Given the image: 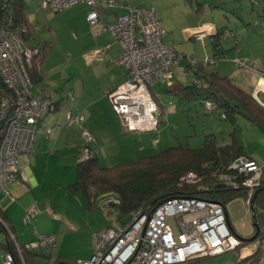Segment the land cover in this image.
<instances>
[{
    "label": "rangeland",
    "instance_id": "374dc122",
    "mask_svg": "<svg viewBox=\"0 0 264 264\" xmlns=\"http://www.w3.org/2000/svg\"><path fill=\"white\" fill-rule=\"evenodd\" d=\"M131 1L129 0V3L133 6ZM151 2L153 3L149 5V8L154 9L157 18L163 22V27L167 32L165 44L176 49L182 56H188V59H183L175 70L177 81L184 85H192L196 78L195 72L193 69L186 72L185 66L189 62L198 61L205 62L203 68L208 72L215 70L220 76L229 78L237 76L234 81L235 86L245 93L254 87L255 81L250 82L246 75L241 74V71L256 68L264 72V0H155ZM25 3L24 11L32 27L36 29L35 33L39 36L38 41H46L53 45V50L44 65V72L47 76L51 75L53 80L51 81L52 86L46 85L48 80L45 78V82L38 85L36 89L40 90L43 84L53 92V86H57L60 95L64 97V104L57 114L54 112L49 114L47 119L41 123L43 128L49 125L54 133L49 136L51 141L49 148L46 146L47 137L44 133L46 129L40 130L39 135L37 134L39 137L44 134L42 148L37 147V150H43L45 155L43 162H35V152L29 157L28 168L37 167L35 173L40 185L30 187L31 191L26 193L23 191L20 198H25L21 202L24 210L33 208L36 212L31 224H24L22 219L16 224L17 227L13 228L20 245L29 243L31 239L35 243L39 242L40 237L53 236L55 238L54 252L40 249L33 252L39 255L43 253L46 256L54 253L61 263L66 264L88 261L93 256L94 236L101 235L105 231L108 222L113 221L114 214L106 208L89 211L83 196L73 193L68 187L76 181V166L81 161L86 146L98 151L102 157L99 161L100 165L107 168L117 164H130L140 157L152 156L179 145L200 148L209 133L217 134L218 142L224 145L228 142V138L224 140L223 137L235 134L243 145L245 154L257 155L261 165L264 166L263 124H254L242 114L237 116L235 124L231 121H222L217 111L209 112L201 104L195 107L194 101L186 102L176 96L163 94L162 89L158 91L162 96L160 99L156 97L154 91H151L159 110V126L154 131L133 132L137 137L136 140L140 141V145L136 144L131 153L125 152L123 147L120 148L122 145L114 140H107L105 143H103L104 139L97 140L88 129L90 127L86 123L87 114L83 113L86 109L79 114L82 120L84 119V123L66 125L67 111L73 108L71 111L75 112L77 109L71 92L74 81L81 85L85 82L87 86L95 83L82 65L81 58L93 45L94 32H97V29L89 25L90 23L84 24L79 4L63 12L54 13L40 10L39 0H25ZM216 12V15H212ZM209 26L214 28L212 33L214 35L206 32ZM193 27L207 28L189 32V29ZM187 33L196 35L193 40L189 41L186 37L189 35ZM215 38L222 40L221 45L214 44ZM114 41L116 42L115 39ZM236 59L246 62L247 68L241 69ZM34 63L39 65V59H35ZM194 67H200V65L197 64ZM255 101L264 108V93L256 97ZM195 108H198L199 114ZM112 109L117 114L113 106ZM82 126L85 128L82 129ZM64 129L69 134L79 132L77 135L74 134L77 140L65 138L61 134L56 141L55 133L57 130ZM84 130L90 133L94 142H89L83 137ZM106 132L109 131L106 130ZM79 137L84 138V141L81 139L84 142L82 148L79 144L73 143L74 140L77 142ZM109 138L108 136L107 139ZM80 150H82L81 154H79ZM20 164L21 166L26 164L24 157L20 159ZM198 181H200L199 177H197ZM9 187L10 184L7 185V189ZM111 198L116 202L120 201L115 195ZM227 211L236 235L241 239L251 240L255 236V219L246 199L242 197L232 201L227 205ZM258 214L263 223L264 210ZM130 217L131 215L125 219L127 223L131 220ZM0 243L5 245V235L1 233ZM261 244L263 250L258 247L259 251L262 250L264 258V240ZM2 255L3 251L0 246V264L3 262ZM239 255L238 251H231L220 256L199 260L193 264H239ZM46 256H38L35 263L53 264Z\"/></svg>",
    "mask_w": 264,
    "mask_h": 264
},
{
    "label": "built area",
    "instance_id": "2783aa9c",
    "mask_svg": "<svg viewBox=\"0 0 264 264\" xmlns=\"http://www.w3.org/2000/svg\"><path fill=\"white\" fill-rule=\"evenodd\" d=\"M6 1L0 0V11L7 8ZM79 3L90 7V25H100L102 33L109 32L121 47V55L113 63L126 69L128 79L108 97L124 128L128 132L156 130L159 110L151 91L156 92L160 86L172 87L175 70L186 59L185 56L165 44L167 33L154 9L133 7L129 0H40L38 8L60 13ZM99 8L118 10L121 14L114 24L106 25ZM30 30L27 26H15L13 19H5L0 12V195H9L8 184L19 186L25 192L30 190L26 173L29 157L35 152L41 123L56 110L49 96L37 97L33 91L30 67L39 50L32 48L27 38ZM208 31L212 34L214 28ZM235 61L241 68H247L246 62ZM203 63L188 64L204 67ZM155 94L161 98L160 94ZM204 106L209 112L217 107L210 101H205ZM83 120L82 116L67 114L69 126L81 125ZM51 133L49 128L47 134ZM83 137L94 142L87 130L83 131ZM22 157L26 159L24 166L20 164ZM91 157L92 151L86 146L81 161ZM197 177L191 172L183 181L189 185L196 184ZM263 177L264 167L254 159L242 156L227 168V173L220 180L225 187H245L247 205L251 207L255 190ZM117 203L111 197L102 203V209H109L114 218L101 235L94 236L95 251L91 259L68 264H193L238 250L239 258L243 260L253 256L261 246L260 241L243 245L245 243L228 227L226 208L216 201L177 197L154 209L142 206L131 214L128 223L126 220L120 222L113 207ZM35 215L33 208L27 209L23 223L31 224ZM2 225L13 242L2 264H27L24 251L40 249L54 252L53 236L40 237L39 242L26 245L24 250L17 236L0 217ZM46 257L53 264H64L54 253ZM263 262L264 258L257 264Z\"/></svg>",
    "mask_w": 264,
    "mask_h": 264
},
{
    "label": "trees",
    "instance_id": "16d2710c",
    "mask_svg": "<svg viewBox=\"0 0 264 264\" xmlns=\"http://www.w3.org/2000/svg\"><path fill=\"white\" fill-rule=\"evenodd\" d=\"M6 3L7 8L4 10L1 8L0 11L2 16L5 19L6 17L13 19L15 26H27L31 29L32 25L29 24L24 11L25 0H7ZM31 33L32 30L29 32L28 40L31 39ZM214 41L218 42L219 40ZM52 46L47 42L42 47L32 45V48L39 50L38 56L35 57V59H39V65L34 63V59L30 68L32 81L36 85L42 83L43 63L50 54ZM185 58L188 59L186 56ZM191 69L196 75L195 82L187 87L179 85L175 87L173 84L172 87L167 88L170 95L175 96L181 93L180 95H183L186 100L198 99L197 101H200L205 109L204 102L210 101L217 106L215 111L218 112L222 121H231L235 124L237 116L242 114L254 124L264 125V108L255 101L251 91L248 90L245 93L235 86L233 80L220 76L215 70L208 72L202 66L195 68L187 64L186 71ZM54 105L56 109L57 105L55 103ZM226 138H228V142L221 145L220 141L218 142V135L209 133L200 148L179 145L167 148L152 156L140 157L135 163L116 165L110 168L102 167L99 159L93 154L88 160L77 163L76 181L69 188L73 193L83 196L89 211L102 209V203L106 198L117 196L120 201L113 207L119 215L120 222L123 223L127 217L142 206L154 209L177 197L212 200L227 208L229 203L238 198L243 197L247 201L248 192L242 185L239 188L222 185L223 182L220 178L227 173L230 164L239 157L247 156L243 145L235 134L223 137L224 140ZM191 172L196 173L200 181L189 185L183 181V178ZM237 181L241 183V180ZM251 209L254 214V222H257L261 229L257 239L263 242L264 226L262 227V225L264 222L260 221L258 213L264 210V177L261 178L255 190ZM0 217L13 231L14 229L8 225L1 209ZM0 233L5 235L4 247L11 248L13 242L9 238L8 230L3 225L0 226ZM25 246L21 245L23 249ZM260 249L263 250L262 244ZM262 250L241 260L239 264H257L263 259ZM35 255V252L25 251L26 263L30 259L34 260ZM41 255L44 256V254ZM58 261L60 260L58 259Z\"/></svg>",
    "mask_w": 264,
    "mask_h": 264
},
{
    "label": "crops",
    "instance_id": "0c3cea01",
    "mask_svg": "<svg viewBox=\"0 0 264 264\" xmlns=\"http://www.w3.org/2000/svg\"><path fill=\"white\" fill-rule=\"evenodd\" d=\"M99 1L103 2V1H111V0H99ZM114 1H117V0H114ZM151 1H155V0H134L131 2L137 8L138 7L149 8V5H152V3H153ZM39 3H40V0H39ZM79 5L81 6V8H80L81 9V17L83 19L84 24L87 25V24H89L88 16L91 12V9L87 4L79 3ZM201 6L203 7V5H201ZM199 10H201V8ZM99 11H100L102 18H103L102 21L106 25L114 24L117 21V17L121 14V12L118 10H106V9L99 8ZM213 14L216 15L217 12L212 13V15ZM29 24H31L30 21H29ZM162 24H163V22H162ZM96 27H93V28L97 29V32H94L95 33V36H94L95 41H94L93 45H91V47L86 51V53L84 54V57L81 58L82 65L85 67L86 71H88V75L92 76V79L95 83L94 84L90 83V86H87V85H85V82H83V84L81 85V84H77L74 81V83L76 85L74 84L73 91H71V92L75 98L74 103H75L77 109L75 110V112L71 111V110H73V108L71 110L69 109L67 111V113L70 111L72 115H77V114L79 115V114H82V111L84 109H86L85 112H83V113L87 114L88 120L86 123L90 127L88 129L90 130V132L94 135V137L97 140L101 141L102 139H104L103 143H105L107 140H114L116 142H119L120 145H122V146H120V148L123 147V150L125 152L131 153L133 151V149H135L136 144L140 145V141L136 140L137 137L134 135L133 132H128L124 128L122 119L117 114L114 113V111L112 109L113 105H111V102H110L111 100L108 97V94L110 92L115 91L117 88H119L120 86L125 84V82L128 79V73H127L126 69L122 66H118V65H115L113 63V60L117 59L121 55V47L114 41L113 37L111 36V34H109V32L102 33L101 26L98 25ZM204 28L205 27H197V28L193 27V28L189 29V32H191V30H201V29L203 30ZM210 28H211V26H209L207 28V31H206L207 33H209L208 30ZM31 30H32V33H31L32 36L30 39L31 40L30 43L32 45H36L39 47L44 46V44H46V41H42V40L38 41L39 36L35 33L36 29L32 27ZM188 34L189 33H187V35ZM192 35L189 34L188 36H186L187 40H189V41L193 40L194 37ZM221 41L222 40H219L218 42L214 41V44L215 45H221V43H222ZM172 49H174V48H172ZM52 50H53V46H52V49L50 51V54H51ZM174 50L177 52L176 49H174ZM50 54L47 56L45 62L43 63V72H42V82H45V78H46L48 80V83L46 84L47 86H50V85L52 86L51 81H53L51 78V75L47 76L46 72H44V65H45L46 61H48ZM184 56H186L188 58L187 55H184ZM186 67H187V65L185 66V70H186ZM246 70L243 69L241 71V74L246 75V78L250 82L255 81L254 87H252L251 90H249L252 92V96L255 99L256 97H259V95L261 93H264V72L260 71L256 68L255 69L248 68ZM186 72H188V71H186ZM222 77H224V76H222ZM236 77L237 76H235L233 78H229V77H226V78H229V79L233 80V82H234L235 79H237ZM176 79H177L176 73H174V78H173L174 82L173 81L172 82H173L175 87L178 85L182 86V87L190 86V85H184L182 82H179ZM54 84L57 85L56 82H54ZM38 85L40 86L41 84H38ZM38 85L34 84V90H33L34 94L37 97H44L46 95H47V97L49 96L51 98V100L53 101V103H55L57 105L56 110L54 112V114H57V112H59L61 110V108L64 104V97L62 95H60L59 91L57 90L58 87L53 86L54 91L51 92L48 89V87H45L43 84L40 87L41 88L40 90L36 89V87H38ZM159 90L163 91V94L170 95L167 92L168 89L164 86H160L158 89H156L155 93L160 94L158 92ZM180 94L181 93H178L175 96L180 98V99H183L186 102L194 101L195 107L198 104H201L200 101H197L198 99L197 100L194 99V100L189 101V100L184 99L183 95H180ZM171 96H174V95H171ZM72 107H73V104H72ZM195 109H197V113L199 114L200 112H199L198 108H195ZM67 113L65 115L66 120H67ZM47 128L49 129L50 126L46 125L43 128L42 125H40L38 133L40 132V130L46 129V131L44 132V133H46L45 135L47 137L46 138V146L49 148L51 141L49 140L50 135L47 134ZM65 130L66 129L61 130V131L57 130V133H55V136H54L56 141L58 140V138L61 134H63V136L65 138L67 137L71 140H73V138H75V135L79 134V132H72L71 134H69V132L68 131L65 132ZM106 130H108L109 132L105 133ZM104 133H105V135H104ZM51 134L54 135L53 130H52ZM38 135H37L36 145H35L36 146L35 147L36 156H35L34 160L36 163H41V162H43L45 155L43 154V150L42 151L37 150V147L42 148L43 139H44L43 135L44 134L41 135L40 137ZM108 136L111 139L110 138L107 139ZM81 139L83 140L84 138L79 137L77 142H75V140H77V138H75V140L73 142V143L79 144L80 148H82V146L84 144V142H82ZM141 143H142V141H141ZM142 147H144V146H142ZM142 147H140V149H143ZM91 149H92V153L99 159V161H101L102 157L100 156L98 151H95L93 149V147H91ZM81 153H82V150H80L79 154H81ZM248 157L254 158L261 165V161L258 159L257 155L248 156ZM135 162H133V163H135ZM130 164H132V163H130ZM117 165H128V164H117ZM114 166H116V165H114ZM107 168H110V167H107ZM36 169H37L36 166H34V167L32 166V168H27V170H26V173L29 177V185L31 188H34V187H37L40 185V181L38 179V176L35 173ZM22 189L23 188H21L19 186H15L13 184H10L9 189H7L9 192V195H2V194L0 195V209L5 214L6 221H7L8 225L12 228L17 227L16 224H18L22 221L23 216H24L25 211H26L23 209L22 204H21V202H23L25 198L20 199L21 196L23 195V191H24ZM105 230H106V228H105ZM32 241H33V239H31L29 243H24V245H29V244L34 243ZM0 246H1V249L3 251L2 256L4 258V255L8 251V248L4 247V245L2 243H0ZM38 256H43V255H41V254L39 255L36 253L34 260L30 259L27 264H36L35 259Z\"/></svg>",
    "mask_w": 264,
    "mask_h": 264
},
{
    "label": "water",
    "instance_id": "95a60500",
    "mask_svg": "<svg viewBox=\"0 0 264 264\" xmlns=\"http://www.w3.org/2000/svg\"><path fill=\"white\" fill-rule=\"evenodd\" d=\"M196 34H194L193 35V37L195 36ZM226 217H227V224H228V227L230 228V229H232V226H231V223H230V219H229V215H228V212L226 213ZM254 226H255V230H256V234H255V236L251 239V240H244V239H241L242 241H245V242H253V241H255L257 238H258V236L260 235V232H261V229H260V227H259V224L257 223V222H254Z\"/></svg>",
    "mask_w": 264,
    "mask_h": 264
},
{
    "label": "clouds",
    "instance_id": "9594fccd",
    "mask_svg": "<svg viewBox=\"0 0 264 264\" xmlns=\"http://www.w3.org/2000/svg\"><path fill=\"white\" fill-rule=\"evenodd\" d=\"M186 60H187V59H186ZM125 83H126V82H125ZM112 92H113V91H112ZM110 93H111V92H110ZM69 112H70V111H69ZM70 113H71V112H70ZM67 114H68V113H67ZM74 116H76V115H74ZM66 125H67V121H66ZM68 126H69V125H68ZM247 157H248V156H247ZM250 158H251V157H250ZM258 164H259V163H258ZM246 203H247V201H246ZM226 211H227V208H226ZM106 229H107V228H106ZM232 230H233V228H232ZM233 231H234V230H233ZM234 232H235V231H234ZM235 233H236V232H235ZM258 241H259V240L256 239L255 241H253V242H249V243H248V242H245V241H243V242L246 243V244H251V243H255V242L257 243ZM260 245H261V241H260ZM259 247H260V246H259ZM259 247H258V248H259ZM258 251H259V249H258ZM258 251H257V252H258ZM257 252H256V253H257ZM256 253H255V254H256ZM255 254H254V255H255ZM250 257H251V256H250ZM247 258H248V257H247ZM239 259H240V258H239ZM245 259H246V258H245ZM243 260H244V259H243ZM240 261H241V259H240ZM239 263H240V262H239Z\"/></svg>",
    "mask_w": 264,
    "mask_h": 264
},
{
    "label": "bare ground",
    "instance_id": "6f19581e",
    "mask_svg": "<svg viewBox=\"0 0 264 264\" xmlns=\"http://www.w3.org/2000/svg\"><path fill=\"white\" fill-rule=\"evenodd\" d=\"M46 119H47V117H46ZM91 149V148H90ZM91 151H92V149H91ZM92 155H93V153H92Z\"/></svg>",
    "mask_w": 264,
    "mask_h": 264
}]
</instances>
